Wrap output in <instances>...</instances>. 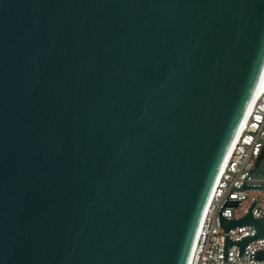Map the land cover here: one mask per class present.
I'll use <instances>...</instances> for the list:
<instances>
[{"label":"water","instance_id":"water-1","mask_svg":"<svg viewBox=\"0 0 264 264\" xmlns=\"http://www.w3.org/2000/svg\"><path fill=\"white\" fill-rule=\"evenodd\" d=\"M263 67L264 0H0V264H187Z\"/></svg>","mask_w":264,"mask_h":264},{"label":"built area","instance_id":"built-area-1","mask_svg":"<svg viewBox=\"0 0 264 264\" xmlns=\"http://www.w3.org/2000/svg\"><path fill=\"white\" fill-rule=\"evenodd\" d=\"M250 103L248 113L231 142L209 195L187 264H264V256L261 262L253 259L255 251L264 249V239L247 244L242 257L238 256V248L232 245L228 247L227 260H222L223 236L238 241L243 237H252L254 229L243 226L223 233L217 223V213L226 196L227 199L240 202L236 209H222V218H243L252 200L257 201L251 211L253 219L260 218L264 211V190H231L239 188L242 183L264 185V176H247L244 179L254 171L257 158L264 150V83L260 93Z\"/></svg>","mask_w":264,"mask_h":264},{"label":"bare ground","instance_id":"bare-ground-1","mask_svg":"<svg viewBox=\"0 0 264 264\" xmlns=\"http://www.w3.org/2000/svg\"><path fill=\"white\" fill-rule=\"evenodd\" d=\"M263 83H264V71H263V74H262V76H261V78H260V81H259V83H258V85H257V88H256V90H255V93H254V95H253V97H252V100L260 93V91H261V89H262V87H263ZM251 104V103H250ZM250 104H249V106H248V108H247V110H246V113H245V115H244V117H243V119H242V121H241V123H240V127L242 126V124H243V121H244V119H245V117H246V115H247V113H248V110H249V107H250ZM239 127V128H240Z\"/></svg>","mask_w":264,"mask_h":264},{"label":"trees","instance_id":"trees-1","mask_svg":"<svg viewBox=\"0 0 264 264\" xmlns=\"http://www.w3.org/2000/svg\"><path fill=\"white\" fill-rule=\"evenodd\" d=\"M264 151V150H263ZM263 153V152H262ZM261 157V156H260Z\"/></svg>","mask_w":264,"mask_h":264}]
</instances>
